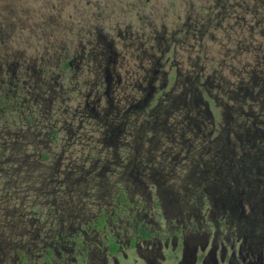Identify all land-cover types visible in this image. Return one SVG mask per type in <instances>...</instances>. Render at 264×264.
Instances as JSON below:
<instances>
[{
	"label": "rangeland",
	"instance_id": "374dc122",
	"mask_svg": "<svg viewBox=\"0 0 264 264\" xmlns=\"http://www.w3.org/2000/svg\"><path fill=\"white\" fill-rule=\"evenodd\" d=\"M0 95V264H48L61 234L49 264H172L129 240L184 226L189 144L264 107V0H0Z\"/></svg>",
	"mask_w": 264,
	"mask_h": 264
},
{
	"label": "flooded vegetation",
	"instance_id": "af4514ba",
	"mask_svg": "<svg viewBox=\"0 0 264 264\" xmlns=\"http://www.w3.org/2000/svg\"><path fill=\"white\" fill-rule=\"evenodd\" d=\"M106 81L108 94L109 77ZM247 117V120H240L222 132L227 136L224 145L219 141L207 150L202 142H195L198 135L189 144L186 167L195 169L193 174L196 178H189L198 183L190 188L194 190L190 194L192 209L178 211L187 223L182 226L177 221L179 228L172 229V232L153 233L145 226L136 228L130 244L142 242L158 243L160 248L165 246L171 252L169 261L172 264H264V107L251 108ZM214 133L212 131L210 135ZM233 134L235 141L231 140ZM219 148L221 150L217 151L222 157L204 158V154H213ZM161 171L165 178L172 177L165 168ZM150 188L145 186L150 198L152 188L160 194V187H152L149 192ZM126 199L125 189L121 187L116 199V216H121V208L128 206ZM157 205L162 206L159 201ZM193 219L199 221V225L193 224ZM107 223L108 219H99L93 222L92 227L103 229ZM106 238L111 242L112 255L123 254V240L118 236ZM68 243L76 244L78 241L62 234L56 236L48 242L43 258L49 264L51 257H56ZM134 248L137 250L138 247L134 245ZM149 251L154 264H161L157 260L159 253ZM19 258L21 261L16 264L25 263L24 256Z\"/></svg>",
	"mask_w": 264,
	"mask_h": 264
},
{
	"label": "trees",
	"instance_id": "16d2710c",
	"mask_svg": "<svg viewBox=\"0 0 264 264\" xmlns=\"http://www.w3.org/2000/svg\"><path fill=\"white\" fill-rule=\"evenodd\" d=\"M5 97L0 95V108L6 107Z\"/></svg>",
	"mask_w": 264,
	"mask_h": 264
}]
</instances>
